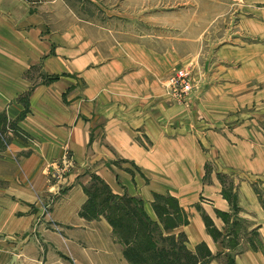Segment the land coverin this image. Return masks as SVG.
<instances>
[{"label":"crops","instance_id":"1","mask_svg":"<svg viewBox=\"0 0 264 264\" xmlns=\"http://www.w3.org/2000/svg\"><path fill=\"white\" fill-rule=\"evenodd\" d=\"M90 2L0 0V264H128L81 216L91 173L153 220L156 195L176 198L211 264H264V0H235L229 40L195 52L128 40ZM193 65L200 91L176 103L165 81Z\"/></svg>","mask_w":264,"mask_h":264},{"label":"rangeland","instance_id":"2","mask_svg":"<svg viewBox=\"0 0 264 264\" xmlns=\"http://www.w3.org/2000/svg\"><path fill=\"white\" fill-rule=\"evenodd\" d=\"M96 1L97 3L94 2L85 3L84 7H86L90 12L91 10L94 11L96 14H101V15L107 13L111 14L112 15L111 21L113 23V26L118 27V25L123 22L122 24L123 27L121 30L123 31L126 29V32L129 33L127 36L128 40H133L138 38V40L141 39L142 41H145V43H150L153 38L167 35V33L170 36L171 34H174L173 38H176V46L177 48L181 49V51L183 50L184 46H186L187 48L189 47V45L191 46L193 52H195V50H199L201 46L204 48V51L206 50L209 51L215 48L218 44L223 43V41L227 42L229 40V34L231 33L229 30V28L231 27L230 24L233 21L235 22V19L234 20L229 19L230 14H226L232 12V10L235 9V0H96ZM125 16L128 17L129 20H125L124 19ZM99 18L100 17H97V19ZM153 24H158V26L154 27ZM210 24L212 25L210 29L211 34H209L208 36L206 35L199 36L201 30L207 28ZM136 28H138V32L136 31ZM183 39H191V41L188 40L184 41ZM156 41L160 43L163 40H157L156 38ZM194 66L195 65H193L192 67L183 66L181 68L184 67L188 68L192 73L193 79L197 81L200 71L198 68ZM181 68H178L177 70ZM2 139L3 136L0 137L1 144L4 141V139L3 140ZM95 176L99 177L95 173H91L87 179L88 184L84 187L90 186L94 182L93 177ZM225 177L226 180H224V182L227 184L226 188L231 191L233 189V186L231 185L232 182L231 180H229L227 176ZM261 187L263 186L261 185ZM262 189H264V187ZM124 195H128V194L124 193L119 196H124ZM161 196H163L166 199L170 197L166 195H161ZM158 203L162 207H167V208L170 207L166 203V201H158ZM170 212L173 213L174 215L173 218H175L176 215L174 214L172 208ZM186 214L188 215L187 212ZM219 217L222 218L221 215H219ZM99 218H94V220L95 219L98 220ZM203 218H204V222H205V218H207V220L210 221L209 217L203 216ZM89 220H93V219H89ZM151 220L153 219L151 218ZM153 221L158 223L160 227L159 231H157L156 233V240H158L159 245H161L162 247H166L167 249H169L170 252H171V245L169 244V242L165 241L164 238H167L168 236H172V237L174 236V238L178 242H180L183 240L180 237L181 234H184L186 236L184 232L180 231V229L186 225L180 226L179 228L173 231H166L164 229L163 222L160 221L157 214H156V219ZM205 225L208 230L206 222ZM229 231L231 234L232 228L229 227L228 232ZM160 232L163 234V238L159 236ZM216 232L217 233H215L214 237L210 233L209 234L215 240L219 241L223 235L217 230ZM114 235L115 237H117L115 232ZM233 238H235V231L233 233ZM233 238H230L231 244L232 242H234ZM186 247L193 255H195L198 258L199 261L198 264H211V262L215 258H218L217 256H213V254L210 252V250L205 244H201L196 248L195 251H191L188 247L187 236H186ZM124 251L125 248L123 250L125 257ZM127 262L128 264H131L128 260ZM223 262L225 264H233V254H229L225 259H223Z\"/></svg>","mask_w":264,"mask_h":264},{"label":"trees","instance_id":"3","mask_svg":"<svg viewBox=\"0 0 264 264\" xmlns=\"http://www.w3.org/2000/svg\"><path fill=\"white\" fill-rule=\"evenodd\" d=\"M93 181L90 186L84 187L89 199L81 210V216L87 219L103 216L123 244L125 258L131 264L199 263L198 258L187 249L184 234H181L183 240L180 242L174 236L164 238L171 245V252L159 245L156 233L160 227L146 214L141 199L112 193L109 186L97 176L93 177ZM158 201H166L170 207H162ZM153 208L166 231H173L189 223L188 215L180 207L178 200L172 196L168 199L161 195L155 196ZM171 208L176 215L175 218L170 212ZM205 222L209 233L214 237L217 232L213 222L207 218ZM161 232L159 236L163 238Z\"/></svg>","mask_w":264,"mask_h":264},{"label":"built area","instance_id":"4","mask_svg":"<svg viewBox=\"0 0 264 264\" xmlns=\"http://www.w3.org/2000/svg\"><path fill=\"white\" fill-rule=\"evenodd\" d=\"M165 87L168 95L176 103H185L192 95L200 91L201 83L195 81L191 71L184 67L175 71V73L167 78Z\"/></svg>","mask_w":264,"mask_h":264}]
</instances>
